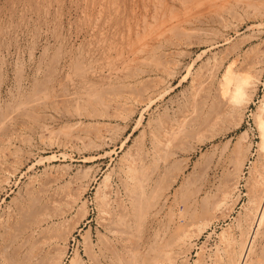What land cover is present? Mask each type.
I'll return each instance as SVG.
<instances>
[{"label":"rangeland","instance_id":"374dc122","mask_svg":"<svg viewBox=\"0 0 264 264\" xmlns=\"http://www.w3.org/2000/svg\"><path fill=\"white\" fill-rule=\"evenodd\" d=\"M156 1L0 0V118L21 115L0 150V264H264V14L169 33L131 66L183 11ZM237 53L262 71L243 108L249 82L222 87L218 68ZM59 94L78 101L49 104Z\"/></svg>","mask_w":264,"mask_h":264},{"label":"bare ground","instance_id":"6f19581e","mask_svg":"<svg viewBox=\"0 0 264 264\" xmlns=\"http://www.w3.org/2000/svg\"><path fill=\"white\" fill-rule=\"evenodd\" d=\"M259 1V0H257ZM103 2V1H102ZM152 2V1H151ZM165 0L160 3V1H156L154 4L155 6L158 8V10H160L161 8V11L163 12H167V9H168V12L170 9V7H168L165 3ZM179 6L182 8V12H178V9L177 10V13H176V10H173L175 11L174 13L171 14V16L169 18H167V15L163 16V21L161 23V26L160 28H157L158 26H155L154 30H150L151 33L150 34H147L145 35L144 38H140L138 39V42L140 41V44L138 46V50H136V52L134 53V55L132 56L131 59H129V61L131 62V66L135 65V63H140L141 61H143L142 59H145V58H149V57H152V56H155V55H158L161 53L163 47H164V44H163V41L164 43H168L167 41H165L168 37V34L169 33H173L175 35L179 34V37L178 36H175V38H180L181 36L180 35H187V34H191V33H199L198 35H201L200 33L202 34H206L207 35L209 32V30H212V28L208 29L209 27H213V26H220L222 27L223 29L225 28H228L229 25H230V21L232 20L233 21V18H235L237 20V16L240 14V12H243V10L246 11V14L249 13V10L250 13L249 15L253 16L255 15L254 17H256V15H263L264 14V2L262 0H260L259 2L257 3H254L255 1H252V0H177ZM164 3V4H163ZM116 6V5H115ZM161 6V7H160ZM171 6V4H170ZM156 7H154V11L155 9H157ZM171 7H174V6H171ZM163 9V10H162ZM174 9V8H173ZM176 9V8H175ZM103 10V9H102ZM119 10V9H118ZM157 12V11H155ZM160 12V13H162ZM171 12V11H170ZM169 12V13H170ZM248 12V13H247ZM134 13V12H133ZM176 13V14H175ZM100 14V13H99ZM148 14V13H147ZM158 14V13H156ZM245 14V13H244ZM156 18V16H154ZM246 17V16H245ZM145 18V17H144ZM165 18V19H164ZM153 19V18H152ZM239 19V17H238ZM248 19V18H247ZM154 21L157 20L156 19H153ZM99 21V20H98ZM121 21V20H120ZM243 21V20H242ZM123 22V21H122ZM128 22V21H127ZM148 22V20H147ZM150 22V21H149ZM157 22V21H156ZM159 23V21H158ZM106 24V23H105ZM147 24V23H146ZM160 24V23H159ZM145 25V23H144ZM150 25V24H149ZM158 25V24H157ZM131 27V26H130ZM138 27V26H137ZM145 27V26H144ZM151 27V26H150ZM204 28H207V29H204ZM218 28V27H217ZM216 28V29H217ZM131 29V28H130ZM215 29V28H214ZM218 30V29H217ZM213 31V30H212ZM131 32H132V29H131ZM146 32V31H145ZM137 33V31H136ZM139 33V32H138ZM148 33V32H147ZM212 33V32H211ZM217 33V32H216ZM103 34V33H101ZM172 34V35H173ZM215 34V33H214ZM140 35V34H138ZM196 34H194L195 36ZM209 35V34H208ZM211 35V34H210ZM141 36V35H140ZM144 36V35H142ZM174 38V37H173ZM204 38V37H203ZM206 38V37H205ZM123 39V38H122ZM168 39H171L170 37ZM187 39V38H186ZM173 40V39H172ZM205 40V39H204ZM203 40V41H204ZM188 41V40H187ZM199 41V40H198ZM201 41V40H200ZM170 42H173L170 40ZM206 41H204V44H205ZM208 43V42H207ZM185 44V43H184ZM175 45V44H174ZM173 45V46H174ZM186 45V44H185ZM212 46V45H211ZM124 47V46H123ZM137 47V46H136ZM180 47V46H179ZM238 47V46H236ZM241 47V46H240ZM167 48V47H165ZM255 49V48H254ZM253 49V50H254ZM133 50V52L135 51ZM249 51V50H248ZM122 52V51H121ZM228 52V50H227ZM162 53H165V52H162ZM234 53V52H232ZM231 53V55H232ZM243 53V52H242ZM245 53V52H244ZM243 53V54H244ZM121 54V53H120ZM171 54V53H170ZM226 54V53H224ZM246 54V53H245ZM251 54V53H250ZM253 54V53H252ZM122 55V54H121ZM120 55V56H121ZM162 55V54H160ZM159 55V56H160ZM167 55V54H166ZM172 55V54H171ZM174 55V54H173ZM81 57V56H80ZM156 57V56H155ZM246 55L243 56L241 55L240 53H237V56L235 55V58L233 59L232 57H230L229 55H227L226 57H221L222 58V62H221V65L218 67V68H222V66H224V64L228 63L229 62V66L227 65L225 68V74L223 76V81L221 82V86L223 87L225 84H229L231 85L232 83H236L238 87L241 88L246 86L247 85V82H249V94L246 95L245 97L246 100L244 101V99L242 98L240 101L242 104H240L241 106H248V104L250 103V101L252 100V98L254 97V92L256 90V83L258 82L259 78H260V74H261V70H259V68L257 67V62L254 58V60H249L248 57ZM233 59V60H232ZM260 59V58H259ZM263 61H264V55L262 57ZM169 60V59H168ZM114 61V60H113ZM120 61V60H119ZM150 62V61H149ZM215 62V61H214ZM127 63V62H126ZM143 63V62H142ZM166 63V62H165ZM98 64V63H97ZM147 64V62H146ZM220 64V63H219ZM170 65V64H169ZM259 65V64H258ZM262 65V64H261ZM141 66V65H139ZM157 66V65H156ZM136 67V66H135ZM145 67V66H144ZM148 67V66H146ZM159 67V66H158ZM168 68V66H166ZM54 68V67H53ZM56 68V67H55ZM95 68V67H94ZM128 68V67H127ZM133 68V67H132ZM139 68V67H137ZM95 70V69H94ZM143 70V69H142ZM162 70V69H161ZM217 72H219L218 70L219 69H216ZM63 71V70H62ZM88 70H86L87 72ZM164 72L169 74L168 70H166V68L164 67V70H162V73ZM129 72V71H128ZM141 72V71H140ZM199 72V71H198ZM197 72V76H201V71L200 73ZM207 72V71H206ZM235 72V73H234ZM108 73V72H107ZM142 73V72H141ZM171 73V72H170ZM77 74V73H76ZM143 74V73H142ZM141 74V75H142ZM140 74L135 71L133 76H130V77H137L139 76ZM170 75V74H169ZM204 75V74H203ZM202 75V76H203ZM211 75V74H210ZM223 75V74H222ZM256 75V76H255ZM113 76V75H112ZM167 76V75H166ZM165 76V77H166ZM221 76V75H220ZM120 77V76H119ZM204 77V76H203ZM202 77V79H203ZM250 77V79H249ZM139 78V77H138ZM122 79V78H121ZM128 79V78H127ZM125 79V81L127 80ZM166 79V78H165ZM201 79V81H202ZM222 80V79H221ZM142 81V80H141ZM145 81V80H144ZM220 81V80H219ZM75 82V81H74ZM118 82V81H117ZM120 82V81H119ZM123 82V81H122ZM140 82V81H139ZM164 83V82H163ZM81 84V83H80ZM85 84V83H84ZM138 84V83H137ZM142 84V83H141ZM140 84V85H141ZM220 84V83H219ZM155 85V84H154ZM162 85V84H161ZM220 86V85H219ZM124 87V86H123ZM156 87V86H155ZM217 87V86H216ZM125 88V87H124ZM153 88V87H152ZM159 88V86H158ZM89 89V88H88ZM110 89V88H109ZM148 89V88H147ZM66 91V90H64ZM251 91V92H250ZM111 92V91H110ZM148 92V91H147ZM143 93V91H142ZM152 93V92H151ZM58 94V93H57ZM146 94V93H145ZM100 95V94H99ZM151 95V94H150ZM156 95V94H155ZM66 95L63 94L59 96H54L52 98H50V102L49 104H54V105H57V104H64L65 102H70V103H75V100L78 101V99H76L77 97H73V96H70V97H65ZM80 96V95H79ZM140 96V95H139ZM50 97V96H49ZM88 97V96H87ZM90 97V96H89ZM94 97V96H93ZM142 97V96H141ZM146 96H144V99H145ZM210 97V96H208ZM244 97V98H245ZM91 98V97H90ZM97 98V97H95ZM156 98V97H155ZM142 99V98H141ZM214 99V98H213ZM80 100V99H79ZM99 100V99H98ZM94 101V100H93ZM214 101V100H213ZM25 102V101H24ZM23 102V103H24ZM105 102V101H104ZM114 103V102H113ZM25 104H27V107L29 106V109H34V108H38L39 104H42L41 102H38V101H26ZM38 104V105H37ZM45 104V103H44ZM48 104V102H47ZM95 104V103H94ZM96 105V104H95ZM204 105V104H203ZM240 105H236L237 107H239ZM23 106V105H22ZM189 106V105H188ZM213 106V105H212ZM243 106L241 108H243ZM210 107V106H209ZM16 108V107H15ZM26 108V107H25ZM42 108V107H41ZM81 108V107H80ZM186 108V107H184ZM235 108V107H234ZM240 108V109H241ZM39 109V108H38ZM238 109V108H237ZM28 110V109H27ZM131 110V109H130ZM243 111V109H241ZM30 111V110H29ZM132 111V110H131ZM235 111H236V108H235ZM245 112V111H244ZM243 112V113H244ZM1 113V112H0ZM16 113V112H15ZM241 111H240V116H241ZM242 113V115H243ZM200 115V114H199ZM21 115L20 114H14V112L12 111L11 113H4V115L1 116L0 118V135H2V137H0V150H2L1 147H3L6 142H9L10 139L8 140V138H11L13 136V134L15 132H17L18 128L20 127L19 125V122L21 120ZM26 117V116H25ZM24 117V118H25ZM23 118V117H22ZM27 119V118H26ZM199 119V118H198ZM197 119V120H198ZM196 120V121H197ZM200 120V119H199ZM44 121V120H43ZM201 121V120H200ZM203 121V120H202ZM206 121V119H205ZM241 121H242V116H241ZM240 121V122H241ZM208 124V123H207ZM23 125V124H22ZM261 132H262V137H263V142H264V116L261 120ZM193 128L197 129V128H200L201 126V122H194V124L192 125ZM173 127V126H172ZM188 127V126H186ZM203 127V126H202ZM201 127V128H202ZM191 129V127H190ZM161 130V129H160ZM170 130V129H168ZM175 130V129H174ZM200 130V129H199ZM186 132V131H184ZM160 134V133H159ZM172 135V134H171ZM244 135V134H243ZM164 138V137H163ZM12 139V138H11ZM156 139V138H155ZM164 141V140H163ZM159 142V141H158ZM11 143V141H10ZM165 145V144H164ZM8 147V146H7ZM4 148V147H3ZM250 148V147H249ZM9 149V148H8ZM248 150V149H247ZM249 151V150H248ZM248 153V152H247ZM263 162L261 163V167L262 169L264 170V153H263ZM247 157L244 156V157H241V159L239 160V171L241 172V169L244 167L246 161H247ZM4 167V166H3ZM133 169V168H132ZM1 172V171H0ZM3 172V171H2ZM124 172V171H123ZM131 175V174H129ZM109 178V177H108ZM107 178V179H108ZM107 179L105 181H107ZM131 179V178H130ZM239 179V178H238ZM6 180V179H4ZM131 181V180H130ZM3 184V183H2ZM106 186V185H105ZM127 189V187H126ZM127 191V190H126ZM30 194V193H29ZM125 194V193H124ZM99 195V194H98ZM128 197V196H127ZM32 198V196H31ZM34 201V200H32ZM31 204V203H30ZM106 204V202H105ZM109 205V204H108ZM25 206V205H24ZM36 206V205H35ZM106 205H104V208ZM19 207H22V206H18V210L20 209ZM125 207V206H124ZM30 208V207H29ZM103 208V206H102ZM22 209V208H21ZM119 209V208H118ZM106 209H104L103 211L105 212ZM31 212V211H30ZM14 213V212H13ZM24 213L26 214V210L24 211ZM107 213V212H105ZM16 214V213H15ZM24 214V215H25ZM126 214V213H125ZM12 215V214H11ZM22 215V214H21ZM23 215V216H24ZM108 216V215H107ZM15 217V216H14ZM26 217H27V214H26ZM60 217V216H59ZM133 217V216H132ZM8 218V217H7ZM10 218V217H9ZM13 218V217H12ZM23 218V217H22ZM126 218V217H125ZM11 219V218H10ZM118 219V218H117ZM14 220V219H13ZM15 221V220H14ZM13 221V223H14ZM28 221V220H27ZM119 221V220H118ZM9 222V221H8ZM7 223V222H6ZM111 224V223H110ZM14 225V224H13ZM19 225V224H18ZM100 226V224H99ZM10 226L8 225L7 228H9ZM11 227H12V222H11ZM10 227V229H11ZM16 227V226H15ZM105 227V226H104ZM4 228V227H3ZM27 228V227H26ZM1 229V228H0ZM8 229V231L10 230ZM21 229H24V228H21ZM7 230V229H6ZM29 230V229H28ZM39 230V229H37ZM4 231V230H3ZM25 231V230H24ZM32 231V230H31ZM11 232V231H10ZM32 233V232H31ZM8 234V233H7ZM118 234V233H117ZM9 235V234H8ZM1 236V235H0ZM17 236V235H16ZM28 236V234H27ZM3 238V236H1ZM7 237V236H6ZM11 237V236H10ZM25 238V237H24ZM11 239L8 237V240ZM13 239V238H12ZM30 239V238H29ZM89 239V238H88ZM3 240V239H1ZM14 240V239H13ZM55 240V239H54ZM1 242V241H0ZM10 242V240H9ZM8 242V243H9ZM14 242V241H13ZM32 242V241H31ZM22 243V242H21ZM29 243V242H28ZM1 246V244H0ZM9 247V245H3L0 247V254H4L5 255V250L6 248ZM15 247V246H14ZM20 247V246H19ZM32 247V246H31ZM19 249V248H17ZM52 249V248H51ZM9 250V249H8ZM18 251V250H17ZM16 251V252H17ZM20 252V250H19ZM47 252V250H46ZM14 253V252H13ZM33 253V252H32ZM1 254V255H2ZM15 255V254H14ZM77 255V254H76ZM13 256V255H12ZM16 256H14L13 258H15ZM37 257V256H36ZM50 257V256H49ZM49 257H47L48 259H50ZM4 258V257H3ZM6 259H11L8 255L5 256ZM78 258V257H77ZM0 259H2L0 257ZM52 259V258H51ZM76 259V257H75ZM14 260V259H13ZM54 260V258L52 259ZM80 260V259H78ZM4 261V260H3ZM6 261V260H5ZM10 261V260H9ZM12 261V260H11ZM74 261V260H73ZM17 262V261H16ZM76 262V261H74ZM200 262V261H198ZM11 263V262H10ZM42 263V262H41ZM55 264H60V261H57ZM78 264V263H77Z\"/></svg>","mask_w":264,"mask_h":264}]
</instances>
